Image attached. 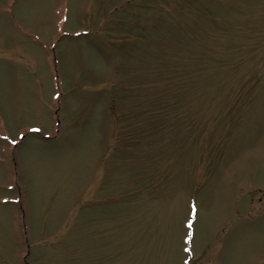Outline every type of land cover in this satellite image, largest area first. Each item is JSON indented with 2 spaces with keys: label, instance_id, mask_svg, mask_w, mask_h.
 Listing matches in <instances>:
<instances>
[{
  "label": "rangeland",
  "instance_id": "1",
  "mask_svg": "<svg viewBox=\"0 0 264 264\" xmlns=\"http://www.w3.org/2000/svg\"><path fill=\"white\" fill-rule=\"evenodd\" d=\"M0 264H264V0H0Z\"/></svg>",
  "mask_w": 264,
  "mask_h": 264
},
{
  "label": "snow or ice",
  "instance_id": "2",
  "mask_svg": "<svg viewBox=\"0 0 264 264\" xmlns=\"http://www.w3.org/2000/svg\"><path fill=\"white\" fill-rule=\"evenodd\" d=\"M13 142H15V141H13Z\"/></svg>",
  "mask_w": 264,
  "mask_h": 264
}]
</instances>
